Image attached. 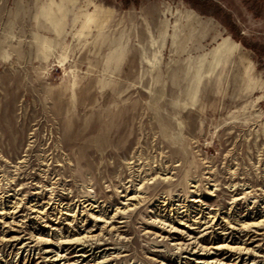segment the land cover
<instances>
[{"label":"rangeland","instance_id":"374dc122","mask_svg":"<svg viewBox=\"0 0 264 264\" xmlns=\"http://www.w3.org/2000/svg\"><path fill=\"white\" fill-rule=\"evenodd\" d=\"M0 264H264V0H0Z\"/></svg>","mask_w":264,"mask_h":264},{"label":"bare ground","instance_id":"6f19581e","mask_svg":"<svg viewBox=\"0 0 264 264\" xmlns=\"http://www.w3.org/2000/svg\"><path fill=\"white\" fill-rule=\"evenodd\" d=\"M106 12V11H105ZM107 13V12H106ZM102 15H97V13H95V14H90L89 15V20H91V19H95V20H98L100 17H101ZM102 20V19H101ZM229 39H231L230 37L228 38V40ZM227 40V41H228ZM239 46H240V44L239 43H237ZM131 199H133V197H131Z\"/></svg>","mask_w":264,"mask_h":264},{"label":"trees","instance_id":"16d2710c","mask_svg":"<svg viewBox=\"0 0 264 264\" xmlns=\"http://www.w3.org/2000/svg\"><path fill=\"white\" fill-rule=\"evenodd\" d=\"M237 38V36H235Z\"/></svg>","mask_w":264,"mask_h":264}]
</instances>
